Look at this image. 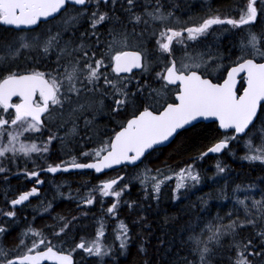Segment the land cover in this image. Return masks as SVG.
<instances>
[{"label": "snow or ice", "instance_id": "1", "mask_svg": "<svg viewBox=\"0 0 264 264\" xmlns=\"http://www.w3.org/2000/svg\"><path fill=\"white\" fill-rule=\"evenodd\" d=\"M178 9L176 0H0V26L14 33L0 37V184L22 176L34 185L11 199L7 187L0 193L7 205L0 208V264H81L85 254L94 264H119L134 238L141 264H264V177L236 184L229 195L226 163L217 159L212 176L197 167L210 154L235 155L232 146L240 145L241 162L264 168V0H236L227 15L209 7L198 19ZM231 30L235 52L225 56L216 33ZM99 117L108 124L101 127ZM208 119L218 131L206 150L178 171L166 161L147 166L154 152ZM54 148L67 158L41 164ZM74 170H91L97 180L69 193L79 216L53 217L48 200L31 221L18 216L40 197L42 172ZM174 177L171 200L220 178L225 183L209 199H231L233 208L227 223L219 213L190 218L178 241L166 240L167 232L156 237L153 259L149 216L161 214ZM134 186L140 199L130 198ZM61 187L55 191L63 197ZM209 199L200 198L202 210ZM45 214L53 223L35 226ZM177 219L165 213L162 223ZM84 220L93 222L90 239L80 235L89 227ZM21 222L8 247L3 239Z\"/></svg>", "mask_w": 264, "mask_h": 264}, {"label": "trees", "instance_id": "2", "mask_svg": "<svg viewBox=\"0 0 264 264\" xmlns=\"http://www.w3.org/2000/svg\"><path fill=\"white\" fill-rule=\"evenodd\" d=\"M230 1L231 0H220V2L223 4H227ZM1 31L5 33H0V37H8L14 34L8 29H6L4 26H0V32ZM230 39L231 38L229 37L226 41L230 42ZM221 51L223 55L228 56L230 50ZM231 51L235 52V50ZM98 123L101 127H103L104 125L108 124V121L105 117H99ZM111 127H115V125H111ZM217 131L218 128L216 123H198L196 128L183 132V135L176 138L175 142L171 143L170 146L163 147L159 151L154 152L152 156L148 157L145 163L149 168L154 170L157 167H162L164 162L166 161L172 169L178 171L180 166H183L184 164L190 162L192 157L198 156L201 151L206 150V148L211 143V141L207 137L215 136ZM87 147L88 145H85V148ZM232 147L233 153H235V155L221 154L219 157L209 155L208 157H205L203 161L197 163V167L201 170V174L204 176H211L215 174L214 164L217 159H220L222 160V162L226 163L231 169V172L228 174L227 179V183L229 186V195H231L232 188L236 184H240L243 186L245 184H249L250 182L259 183V178L264 177V168H262L260 165L257 164L250 166L247 162L240 161L238 157L244 152V149L240 145H233ZM61 158L66 159L67 157L63 156V154L59 153L58 150L54 148L53 151L49 154V157L42 158L40 163H59ZM28 168L29 170L32 169L31 163L28 164ZM127 171L131 172L132 168H129ZM117 174V171L114 170L109 172V175L111 176H115ZM53 177L56 180V184L64 185L60 188V191L64 193V196L60 197L56 194L55 186H48V183H46L44 186H41L40 197H33L31 200V204L29 205V214L27 216L29 221L32 220V216L35 214L33 212V209L37 208L43 200L52 201L53 211L51 215L53 217L57 214L69 217L73 215L79 216L80 210L77 208L76 199L69 198V193H72L73 197H75L77 189H80L82 194V182H91L93 184L97 183L96 174L90 172L61 174ZM40 178H48V175L41 174ZM206 181H204L201 185L197 186L195 189H191L190 192L188 191L187 193H185L179 201L171 200V188L174 186L175 182L173 183L172 181H168V188H170L165 189L166 196L164 202L160 205V208L162 209L161 214L158 216H149V221L152 224L154 233L152 237V247H150L149 249V255H152L153 259H155L154 248L158 243L156 237H163L164 233L167 232L168 235L164 237L166 240H170L172 237H175L178 241L182 235L181 229L185 227L187 221L190 218L193 219L196 217H203L207 219L209 217H215L216 214L219 213V215L224 218V223L228 222L226 213L233 208L232 200L209 199L208 195L210 193L215 194L216 192H218V189H220V186L224 184L225 181L220 178H218L217 183H213L210 180ZM52 185L55 184L53 183ZM259 186L264 187V183H259ZM31 187L32 184H30V188ZM141 195L142 194L139 186H134L130 198L140 199ZM239 195L241 196V198H243L244 193L241 192ZM201 197L209 199L208 208L206 210H202L203 206L200 204ZM170 201H172L173 203ZM180 207H182V209ZM94 211L96 212V215L99 216V209H94ZM165 213L168 216L177 217L178 219L176 223L172 225L163 224V216ZM19 215L21 214H18V216ZM127 215V212H123L121 213V218H125L127 217ZM51 223H53V220L49 218L46 214L44 216L36 215L35 226L42 227L45 224ZM92 223L93 222L90 220H84V224L88 225L89 227L87 229V232H81L80 235L85 236L86 238L92 237ZM21 224L19 225V227H21ZM114 227L115 221H109L107 229V237L109 241L113 239L112 232ZM133 231L137 232L140 230L134 228ZM73 235H75V233H73ZM11 237L12 236L10 235L9 239H12ZM134 240L135 242L128 249L126 258L118 257L119 264H141L144 257L138 252L139 239L134 238ZM71 242L72 239L71 237H69V243ZM76 242H79L78 237L76 239ZM95 259L96 258H86L84 255L81 264H94ZM77 260H80L79 256H77Z\"/></svg>", "mask_w": 264, "mask_h": 264}, {"label": "flooded vegetation", "instance_id": "3", "mask_svg": "<svg viewBox=\"0 0 264 264\" xmlns=\"http://www.w3.org/2000/svg\"><path fill=\"white\" fill-rule=\"evenodd\" d=\"M235 2L236 0L234 1L231 0L229 3L223 4L220 2V0H176V3H178L179 5L177 15L181 16L182 18H187L191 16L193 18L198 19L199 17L205 14L206 10L209 7L213 9H219L222 15H227L228 6L235 4ZM239 2L243 3V0H239ZM236 32L237 30H231L228 32L221 31V32L216 33V36L219 37L218 42L221 45V50H235V48H233L232 45L235 43L236 38H237ZM229 37L231 38L230 42H227L226 40ZM214 41H215V37L213 36L208 37V43H213ZM30 184H32V187L34 186L30 180L24 179L22 176L19 178L13 176L9 185L4 186L0 184V193L4 191L5 187H7L9 191V199H11V198H14L16 195L20 194L22 191L29 190ZM44 185L45 183L43 184V186ZM39 187L41 188V186ZM5 207H7V205L5 204L3 200V196L0 195V208H5ZM17 214H23L25 216H28L29 206L27 209L23 211V213L18 211ZM23 227H24V223L22 222L21 227L15 228L10 234L12 236L11 237L12 239H9V236H10L9 235L3 239V243L7 245L8 247H15L16 237L19 235V232L23 229ZM75 258L77 259V256Z\"/></svg>", "mask_w": 264, "mask_h": 264}, {"label": "bare ground", "instance_id": "4", "mask_svg": "<svg viewBox=\"0 0 264 264\" xmlns=\"http://www.w3.org/2000/svg\"><path fill=\"white\" fill-rule=\"evenodd\" d=\"M234 1V0H233ZM234 5V4H233ZM224 7V6H223ZM227 7V6H226ZM225 7V8H226ZM181 13V12H180ZM213 41V40H212ZM210 155H212V154H210ZM221 155V154H220ZM113 171V170H112ZM83 172H90V173H93L92 171H88V170H85V171H83ZM83 172H69V173H83ZM110 172V171H109ZM69 173H58V174H55V175H53V174H50V173H44V172H42L41 174L42 175H48V176H51V177H53V176H58V175H61V174H69ZM212 176V175H211ZM44 181H45V184H46V178L44 179V178H42ZM207 182V181H206ZM251 183V182H250ZM223 185V184H222ZM43 186V185H42ZM169 186V185H168ZM213 186V185H212ZM215 187V186H214ZM170 188V187H169ZM168 188V189H169ZM201 188V187H200ZM193 189H195V188H193ZM198 189V188H197ZM219 190V189H218ZM168 191V190H167ZM205 191V190H204ZM190 192V191H189ZM197 198V197H196ZM187 200V199H186ZM214 201V200H213ZM170 202H172V201H170ZM189 202V201H188ZM173 203V202H172ZM185 203V202H184ZM187 203V202H186ZM232 203H233V201H232ZM177 204V203H176ZM172 206V205H171ZM231 206V205H230ZM233 206V205H232ZM181 209H182V207H180ZM181 209H179V210H181ZM184 209V208H183ZM193 209V208H192ZM229 210V209H228ZM184 214V213H183ZM194 219V218H193ZM86 255V254H85ZM45 264H50V263H45Z\"/></svg>", "mask_w": 264, "mask_h": 264}, {"label": "rangeland", "instance_id": "5", "mask_svg": "<svg viewBox=\"0 0 264 264\" xmlns=\"http://www.w3.org/2000/svg\"><path fill=\"white\" fill-rule=\"evenodd\" d=\"M0 33L4 34L5 32L3 33V32L1 31ZM55 181H56V180L54 179V177L48 176V178H46V183H48V186H55V187H57L58 184H56ZM172 182H173V183L175 182V177L173 178ZM53 183H54L55 185H52ZM61 185H63V184H61ZM63 186H64V185H63ZM90 238H92V237H90ZM90 238H89V239H90ZM85 257H86V258H94V257H87V255H85Z\"/></svg>", "mask_w": 264, "mask_h": 264}, {"label": "water", "instance_id": "6", "mask_svg": "<svg viewBox=\"0 0 264 264\" xmlns=\"http://www.w3.org/2000/svg\"><path fill=\"white\" fill-rule=\"evenodd\" d=\"M244 74L242 73L241 74V76H243ZM245 83V82H244ZM238 87H239V85H238ZM14 99H16V98H14ZM213 122H215L214 121V119H208V120H201L200 122H198V123H205V124H208V123H213ZM215 123H217V127H218V122H215ZM85 171V170H84ZM88 171H91V170H88ZM109 171H111V170H108V172ZM71 172H77V171H71ZM67 173H69V172H67ZM58 174V173H57ZM45 263H50V262H45Z\"/></svg>", "mask_w": 264, "mask_h": 264}]
</instances>
